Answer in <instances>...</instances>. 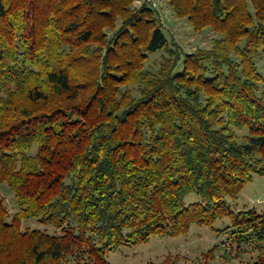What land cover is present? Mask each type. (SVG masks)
Returning a JSON list of instances; mask_svg holds the SVG:
<instances>
[{
  "label": "trees",
  "instance_id": "obj_1",
  "mask_svg": "<svg viewBox=\"0 0 264 264\" xmlns=\"http://www.w3.org/2000/svg\"><path fill=\"white\" fill-rule=\"evenodd\" d=\"M166 1L220 38L153 72L170 42L150 3L0 0V185L19 208L8 223L0 199V264H110L226 217L240 250H264V214L228 202L264 175V0Z\"/></svg>",
  "mask_w": 264,
  "mask_h": 264
},
{
  "label": "rangeland",
  "instance_id": "obj_2",
  "mask_svg": "<svg viewBox=\"0 0 264 264\" xmlns=\"http://www.w3.org/2000/svg\"><path fill=\"white\" fill-rule=\"evenodd\" d=\"M157 7L162 27L169 39V46L162 51L150 55L146 63V69L157 72L165 58H168V48L176 50L182 57L191 54L198 49H210L213 41L220 38L212 29L196 32L188 19L177 18L166 0H153ZM149 0H136L135 7H141ZM151 4V3H150ZM261 72L264 74V61L258 58ZM138 95L137 90H134ZM246 131L239 132L243 137ZM0 199L8 210L7 222L11 223L19 212L15 193L4 182L0 185ZM197 193H191L186 197L187 205L198 202ZM228 202L234 212L238 214L244 211H255L264 214V175H255L241 195L237 199L228 198ZM231 218L226 217L217 221L213 226H201L194 224L187 234L179 236L158 235L152 237L149 242L143 244L127 243L118 249L108 252L107 260L110 264H205L206 255L215 249L213 257L208 259V264H256L260 255L264 256V250H257L256 244H244L241 250L231 238ZM41 229L52 235L62 233L52 225H44L38 219H26L22 223V230ZM88 256L86 255L85 258ZM76 257H69L62 264H84V261Z\"/></svg>",
  "mask_w": 264,
  "mask_h": 264
},
{
  "label": "built area",
  "instance_id": "obj_3",
  "mask_svg": "<svg viewBox=\"0 0 264 264\" xmlns=\"http://www.w3.org/2000/svg\"><path fill=\"white\" fill-rule=\"evenodd\" d=\"M149 2L153 5V7H157V4L153 0H149Z\"/></svg>",
  "mask_w": 264,
  "mask_h": 264
}]
</instances>
